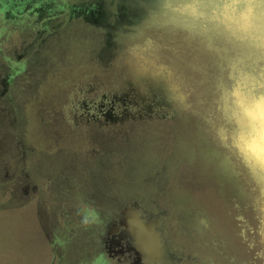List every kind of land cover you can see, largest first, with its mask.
<instances>
[{
    "label": "rangeland",
    "instance_id": "obj_1",
    "mask_svg": "<svg viewBox=\"0 0 264 264\" xmlns=\"http://www.w3.org/2000/svg\"><path fill=\"white\" fill-rule=\"evenodd\" d=\"M153 5L154 0L109 1L103 7L107 9L104 16L110 20L115 17L113 12L117 14L110 31L99 22H72L51 39L37 70L23 74L10 88L15 113L22 119V125L11 131L20 135L19 148L26 153L20 160L14 151L1 149L0 160L6 164L5 171L0 168V264L72 263L74 256L54 246L57 242L52 235L45 236L40 212L60 236L75 244L91 233L100 234L101 226L80 222L82 200L77 193L69 195L80 169L102 179L110 173L108 180L117 191L126 190L124 180L135 186L130 187L131 210L145 220L157 221L154 230L161 241V254L155 264H264V257L259 256L263 244L253 231L255 208L264 195L258 196V187L245 171L225 168L222 149L212 131L204 130L209 117L208 85L205 73L187 68L196 56L194 50L159 52L161 64L172 55L184 68L185 81L195 85V95L186 100V108L173 121L95 125L72 114L84 90L93 87H86L87 83L94 76L108 81L120 68L124 46L140 43L142 33L150 34L147 20ZM5 11L0 12L3 23ZM3 36L1 47L12 56L21 37L16 33ZM111 87L109 83L101 89L110 91ZM1 133L2 129L0 137ZM18 184L27 185L29 192L13 201L11 193ZM122 232L123 241L119 244L115 236L111 243L120 248L118 258L126 256L120 264H144L132 235ZM106 257L111 264H119L112 256Z\"/></svg>",
    "mask_w": 264,
    "mask_h": 264
},
{
    "label": "flooded vegetation",
    "instance_id": "obj_2",
    "mask_svg": "<svg viewBox=\"0 0 264 264\" xmlns=\"http://www.w3.org/2000/svg\"><path fill=\"white\" fill-rule=\"evenodd\" d=\"M109 1L117 2L119 0H108L107 2L103 0H0V12L6 9V21L3 23L0 20V42L4 37V33L9 34V36L10 33H16L21 37L18 46L13 50L12 56L5 54L0 44V129L4 131V133H1L2 137H0V154L2 153L1 149L4 147L14 151L15 155H18V159L20 160L25 157L26 153L19 148L21 143L20 135L12 132L14 128L19 127L20 124L22 125V119H19L18 115L15 113V95L10 88L13 87L15 82L19 80L23 74H27L29 71L32 72L34 69L37 70V66L44 62L45 55L47 51H49L51 39H55L57 36L61 35V32L72 22L77 20L80 24L89 23L91 25H95L99 22L109 31L112 30L116 25L114 19H117V14L113 12L115 17L110 20L106 18V14L105 16L103 14L105 10L107 12V9L104 10L103 7ZM132 17L134 19H139L138 16L134 17L132 15ZM125 21H127V23L130 22L129 15L127 14H125ZM87 28L91 29L89 26ZM123 30H128V28L124 27ZM118 33L119 32H116L115 35ZM141 44L142 41L138 44H133L139 47L135 53L143 60L149 57V60L152 61V56H148L149 53H147V50L140 47ZM129 47H131L130 44L124 46V48ZM126 57L129 56L125 53L119 57V60L122 61V59ZM131 62L132 60L130 59V62L127 63L128 66H130ZM124 64L125 70L129 74H132L134 70H140L139 74H132L133 78H127V83L125 82L127 86L131 84V88L127 89L129 90V95L126 99L119 97L120 94H114V90L116 89L114 84L115 79L121 75V81H126L124 73L122 74L121 72V67L117 73L114 72L112 74V77L108 81H105L101 77L98 78L94 76L86 85V87H93H85L86 89L81 94L80 99L77 100L76 108L72 114H75L80 120L85 119L86 122L95 125L104 122L105 116L109 111H111L112 118L115 119L121 118L124 113L125 115L134 116L141 109H138L133 102V97L137 95L141 99L142 97L145 98L144 104L146 106L152 107L151 113H148L147 116H156L158 118L171 117L172 113L169 112L164 115L165 111L159 110L156 107L158 97H155L154 100L151 99L152 94H150L148 90L150 86L147 84L148 81L149 83L152 82L156 87L161 85V81L165 80L162 79L165 76L164 70L160 67L163 64L157 63V67L153 69L146 64L142 66L141 63L133 70L131 67H128L125 62ZM143 72L144 74L142 75ZM157 79H159V81ZM131 80L132 82L129 83L128 81ZM109 83L113 87L111 88L112 90L107 91L101 89L102 86L108 87ZM163 85L165 84L162 83V86ZM156 87L151 88L154 90ZM163 94L164 93H160V95ZM119 101L123 102L124 107L120 105ZM156 111L159 112V116H157ZM141 112L146 115L145 111ZM142 121L154 122L148 120ZM123 161L125 162V160H122V162ZM5 164L4 161L0 160L2 172L5 171ZM76 174H78V176H74L72 179L73 187H71L69 195L77 193L80 200H82L79 213H82L81 208L83 207L84 215L79 217L80 222L90 223L92 226L99 228L101 226L100 234L95 235L91 233L85 238H79V242L75 244L72 242V239L67 240L63 235L60 236V233L57 232V229L50 219L48 217H42L40 212L39 221L42 224L44 234L46 237H49V234L53 236L54 242H57L53 244L54 246L64 249L66 251L65 253L71 254L72 257H76H73L72 263L70 264H111L106 255L108 257L112 256L115 258V261L120 264V262H122L120 258L126 260V256H124V258H118L117 254L120 253L118 252L120 248L116 246L112 247L111 243L112 238L115 236L119 244L123 241V239L120 240L119 234L122 232V227L120 226L126 217L125 212L131 210L129 201L131 199L132 189H130V187L135 186H130V184L124 180L122 184L125 185L124 189L126 190L120 189L117 191L113 189V184L108 180L110 173L105 174L106 179H102L98 175L95 176L85 173L82 169L77 171ZM3 176H6V173H3L2 177ZM116 180L120 182V179L116 178ZM26 187L27 185L18 184L14 189L17 193H11L12 200L16 201L23 198L21 196L27 195L29 190H26ZM63 213L68 214L66 210H63ZM136 213L138 214V212ZM138 215H141L144 219L142 214ZM152 227L154 229L155 225H152ZM73 231L74 230L71 229L69 235L71 232L73 233Z\"/></svg>",
    "mask_w": 264,
    "mask_h": 264
},
{
    "label": "clouds",
    "instance_id": "obj_3",
    "mask_svg": "<svg viewBox=\"0 0 264 264\" xmlns=\"http://www.w3.org/2000/svg\"><path fill=\"white\" fill-rule=\"evenodd\" d=\"M147 31L144 50L195 51L189 69L206 75L207 112L223 164L264 186V0H154ZM170 76L182 99L184 76Z\"/></svg>",
    "mask_w": 264,
    "mask_h": 264
},
{
    "label": "bare ground",
    "instance_id": "obj_4",
    "mask_svg": "<svg viewBox=\"0 0 264 264\" xmlns=\"http://www.w3.org/2000/svg\"><path fill=\"white\" fill-rule=\"evenodd\" d=\"M137 48H139L137 45H131V47L129 48H125L124 49V54L126 53L127 56L125 59H122V61H120V68L122 67V74L124 73V76L126 78V81H121L122 76H118L115 81L114 84L116 86V89L114 90V94L118 95L120 94L119 97H121L122 99H126V97L129 95V90L131 88V84L128 86L126 85L127 83V78L132 79V74H136V73H140V70L137 71H133L132 74H129L128 72H126L125 70V64L128 66L127 63L130 62V59L132 60V62L130 63V66L132 70L136 67H138L141 63L142 66L143 65H148V67H152L153 69L155 67H157V63H161L160 61V56H159V52L156 51H150L147 50L148 56L151 55L152 56V61L149 60V57L145 58V60L141 59L140 57H138V55L135 53V51L137 50ZM141 53V52H140ZM145 55V54H144ZM163 64V63H162ZM165 66V68L167 69L166 71L164 70L165 76L162 79H165L164 81H161L162 83H164L165 85L162 86L158 85L156 87V85H153L152 82H148L147 84L150 86L149 93L152 94L151 99L154 100L155 97H158V102L156 103V107L159 110H164V115H166L165 113H172L171 117L169 118H158L153 117V116H147L148 113H151L152 107L151 106H146L144 104L145 98L142 97V99L140 97H138L137 95H135L133 98V102L136 104L137 108L140 109L139 112H137L136 115L134 116H130V115H125V113L121 116V118L119 119H115L112 118L111 115V111H109L106 114V118L104 119L103 124L105 125H110V124H117L119 123H124L127 121H138L141 122L142 120H148V121H165L167 119H169L170 121H173L177 115L180 114V112L186 108V100L191 99L192 95H195V85L193 84V86H191V84L187 83L186 81V87L184 88L183 92V98L182 99H178L176 97V93L174 91V89L172 88V79L170 74H182L185 78V72L183 71V67L179 64V62L172 56L169 55L167 56V61L166 64H163ZM124 67V69H123ZM119 68V67H118ZM130 68V70H131ZM189 68V66L187 67ZM145 71V70H144ZM149 72V71H147ZM161 73V72H160ZM144 74V72L142 73V75ZM164 75V74H163ZM109 77V76H107ZM124 78V77H123ZM161 79V80H162ZM190 79V78H189ZM193 79V77H192ZM106 80V78H105ZM150 80V79H149ZM159 81V79H157ZM191 80V79H190ZM145 81V80H144ZM126 82V83H125ZM129 83L132 82L128 81ZM141 82V81H140ZM86 83V82H85ZM137 83V82H136ZM91 85V84H90ZM136 85V84H135ZM148 86V87H149ZM78 87V86H77ZM137 87V86H136ZM151 87H156L154 88V90ZM89 88V87H88ZM113 88V87H111ZM110 88V90H112ZM74 89V88H73ZM141 89V88H139ZM138 91V90H137ZM160 93H164L163 95H160ZM203 93V92H202ZM145 94V93H144ZM142 96V95H140ZM117 99V98H116ZM140 99V101H139ZM106 100V99H105ZM104 100V101H105ZM115 100V99H114ZM132 102V101H131ZM106 103V102H105ZM120 105L124 107L123 102L119 101ZM95 107V106H94ZM155 107V106H154ZM93 108V107H92ZM83 109V108H82ZM83 111V110H82ZM141 111H145L144 115ZM193 111V110H192ZM115 112V110H114ZM127 112V111H126ZM157 112V111H156ZM116 113V112H115ZM136 113V112H135ZM192 113H195L194 111ZM161 115V114H160ZM157 116H159V112H157ZM99 117V116H98ZM95 119V118H93ZM204 130L210 129L212 131V126L210 123V119L209 117H207L205 119V123H204ZM73 127V126H72ZM196 127V126H195ZM205 138V137H204ZM215 140V139H214ZM179 141V140H178ZM181 141V139H180ZM209 141V140H208ZM189 144V143H188ZM189 146V145H188ZM209 146V144L207 145ZM192 147V146H191ZM196 147V146H195ZM174 155V154H173ZM220 155V154H219ZM92 156V155H91ZM169 156V155H168ZM171 157V156H170ZM221 157V156H220ZM173 158V157H172ZM169 160H171V158H169ZM166 161V160H164ZM173 162L175 161V158L172 160ZM206 161V160H205ZM217 161V160H216ZM177 160L176 163L177 164ZM161 163V162H160ZM166 163V162H165ZM164 164V163H163ZM203 164V162H202ZM179 165V164H178ZM178 165H176L175 167H177ZM161 166V165H160ZM202 166V165H201ZM172 167V166H171ZM170 167V168H171ZM228 168V167H225ZM155 169V168H154ZM170 170V169H169ZM173 171V169H172ZM226 171V170H225ZM232 172V171H231ZM169 174H167L168 178L169 175H171V171L168 172ZM227 173V171L225 172ZM173 174V173H172ZM228 176V175H227ZM236 176V175H233ZM250 176V175H249ZM165 176H162L161 178H163ZM164 179V178H163ZM252 179V178H251ZM153 180V179H152ZM165 180V179H164ZM217 180V179H216ZM253 180V179H252ZM168 181V180H166ZM247 182V181H246ZM253 182L256 184V186L258 187V190L260 192V194L258 196H260L261 194L264 195V192L261 191V188L264 187L262 185L257 184L254 180ZM149 183V182H148ZM147 183V184H148ZM152 183H154L152 181ZM167 183V182H165ZM156 184V183H154ZM214 185V184H213ZM156 186V185H155ZM162 186V184L160 185ZM220 187V186H219ZM161 188V187H160ZM221 189V188H220ZM212 191V190H211ZM225 192V191H224ZM213 194V193H212ZM214 195V194H213ZM222 195V194H221ZM225 195V194H224ZM261 195V196H262ZM219 196V195H218ZM244 196V195H243ZM215 197V196H214ZM158 198V197H157ZM261 198V197H260ZM244 199V198H243ZM261 205L256 206L255 208V212H256V227L254 231V234L257 236V238L259 239L260 242H262L263 244V248H264V196H262L261 198ZM244 201V200H243ZM229 202V201H228ZM222 203V202H221ZM242 203V202H241ZM211 206V205H210ZM222 207V206H221ZM226 212V211H225ZM126 217L124 219V221L121 223L122 227V231H127L129 232V234L132 235V239H133V243L135 245V251L140 255L141 260L143 261L144 264H155L156 262L159 261L160 258V254H161V241L159 238L158 233H156V231L153 229L152 225H156L157 221L152 222L151 220L147 219L144 221L143 217L141 215H138L136 212H134L133 210L130 211H126L125 212ZM226 214V213H225ZM138 218H137V217ZM226 215V219H227ZM236 221V220H235ZM230 222V221H228ZM143 223V224H142ZM229 226H232L230 224H228ZM231 228V227H230ZM233 228V227H232ZM233 232V231H232ZM123 233V232H122ZM239 239V238H238ZM241 239V238H240ZM188 241V240H187ZM186 242V241H185ZM243 246V245H241ZM233 248V247H232ZM252 250V249H251ZM250 250V251H251ZM249 253V252H248ZM251 253V252H250ZM252 256V255H251ZM260 257H264V249L263 251H261L259 253ZM247 259V258H246ZM257 263V262H255Z\"/></svg>",
    "mask_w": 264,
    "mask_h": 264
},
{
    "label": "snow or ice",
    "instance_id": "obj_5",
    "mask_svg": "<svg viewBox=\"0 0 264 264\" xmlns=\"http://www.w3.org/2000/svg\"><path fill=\"white\" fill-rule=\"evenodd\" d=\"M260 115H261V119L264 120V108L261 109Z\"/></svg>",
    "mask_w": 264,
    "mask_h": 264
},
{
    "label": "trees",
    "instance_id": "obj_6",
    "mask_svg": "<svg viewBox=\"0 0 264 264\" xmlns=\"http://www.w3.org/2000/svg\"><path fill=\"white\" fill-rule=\"evenodd\" d=\"M136 161H138V159H137ZM135 163H136V162H135Z\"/></svg>",
    "mask_w": 264,
    "mask_h": 264
}]
</instances>
